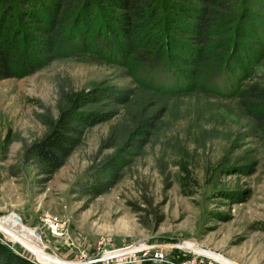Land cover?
Here are the masks:
<instances>
[{
	"label": "trees",
	"instance_id": "obj_1",
	"mask_svg": "<svg viewBox=\"0 0 264 264\" xmlns=\"http://www.w3.org/2000/svg\"><path fill=\"white\" fill-rule=\"evenodd\" d=\"M90 52L110 61V56L122 58L138 85L61 87L58 114H39L43 134L21 148L22 162L33 166L41 182L51 179L88 130L103 122L111 123L99 149L108 152L95 157L79 184L81 192L94 197L119 182L148 147H161V169L168 166L166 156L178 158L172 165L182 167L193 159L190 153L205 150L217 137L222 111L264 135V84L250 74L264 59V0H0V79ZM167 69L185 85L165 87L143 77ZM235 69L239 82L218 89V77L227 78ZM181 120L189 122L188 140L173 131ZM231 148L230 156L210 162L206 171L218 175L246 167L252 174L254 157L246 154L233 162L240 146L234 142ZM0 264L39 263L0 241Z\"/></svg>",
	"mask_w": 264,
	"mask_h": 264
},
{
	"label": "rangeland",
	"instance_id": "obj_2",
	"mask_svg": "<svg viewBox=\"0 0 264 264\" xmlns=\"http://www.w3.org/2000/svg\"><path fill=\"white\" fill-rule=\"evenodd\" d=\"M99 55L62 57L23 77L0 79V241L39 264H103L99 259L104 252L134 243L162 245L173 262L136 264H176L199 257L193 250L208 256H200V264H264V135L246 129L245 121L225 111L216 123L217 137L205 150L190 153L193 159L182 167L172 165L178 158L166 156L168 166L161 169V147H148L119 182L97 197L81 192L79 184L95 157L108 152L99 147L111 122L89 129L82 145L46 182L22 162L23 142L45 130L38 115L58 114L61 87L87 91L94 83L123 89L138 85L122 58L110 56V61ZM168 70L143 77L165 87L185 85L183 77ZM239 72L235 69L227 78L221 74L215 86L224 90L237 84ZM250 74L264 84V59ZM188 123L173 126L186 140ZM234 142L240 149L232 161L252 155L255 171L207 172L210 162L231 155ZM193 148L190 139L188 149ZM48 215L64 222V235L51 232Z\"/></svg>",
	"mask_w": 264,
	"mask_h": 264
},
{
	"label": "built area",
	"instance_id": "obj_3",
	"mask_svg": "<svg viewBox=\"0 0 264 264\" xmlns=\"http://www.w3.org/2000/svg\"><path fill=\"white\" fill-rule=\"evenodd\" d=\"M46 224L50 228L51 232L54 235H64L65 224L60 222L57 217L53 215H48L45 218ZM139 243L124 245L121 247L109 249L104 252L105 255L100 262L103 264H136L143 263L144 261H153L154 263L170 262V259L167 257V252H165V247L162 245L138 247ZM187 250V249H185ZM112 256V257H111ZM202 255L199 254V257H195L192 260L180 261L176 264H200ZM81 262V261H80ZM73 264H78V261ZM79 264H83L82 262Z\"/></svg>",
	"mask_w": 264,
	"mask_h": 264
},
{
	"label": "bare ground",
	"instance_id": "obj_4",
	"mask_svg": "<svg viewBox=\"0 0 264 264\" xmlns=\"http://www.w3.org/2000/svg\"><path fill=\"white\" fill-rule=\"evenodd\" d=\"M2 218H4V217H2ZM1 228V227H0ZM2 229V228H1ZM3 230V229H2ZM34 236H36L35 234H33ZM37 237V236H36ZM38 238V237H37ZM193 253H196V254H201V255H204V254H202V253H198L197 251H192ZM204 256H206V255H204ZM206 257H208V256H206ZM209 258H211V257H209ZM213 259V258H212ZM214 260V259H213ZM216 261V260H215Z\"/></svg>",
	"mask_w": 264,
	"mask_h": 264
}]
</instances>
